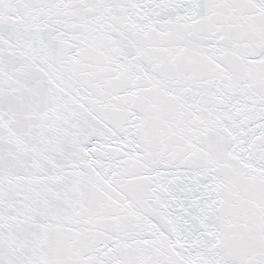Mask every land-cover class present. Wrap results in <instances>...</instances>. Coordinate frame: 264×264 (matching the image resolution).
Instances as JSON below:
<instances>
[{"label":"snow or ice","instance_id":"6c2138e0","mask_svg":"<svg viewBox=\"0 0 264 264\" xmlns=\"http://www.w3.org/2000/svg\"><path fill=\"white\" fill-rule=\"evenodd\" d=\"M0 264H264V0H0Z\"/></svg>","mask_w":264,"mask_h":264}]
</instances>
